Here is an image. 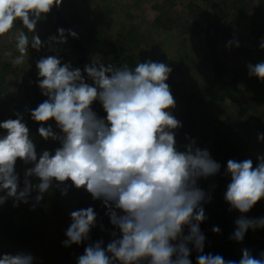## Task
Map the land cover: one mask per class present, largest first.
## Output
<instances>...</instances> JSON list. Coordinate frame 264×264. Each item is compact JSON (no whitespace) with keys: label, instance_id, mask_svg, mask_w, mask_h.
Returning a JSON list of instances; mask_svg holds the SVG:
<instances>
[{"label":"clouds","instance_id":"1","mask_svg":"<svg viewBox=\"0 0 264 264\" xmlns=\"http://www.w3.org/2000/svg\"><path fill=\"white\" fill-rule=\"evenodd\" d=\"M61 3L0 0V36L9 33L17 21L33 33L31 40L24 31L16 34L19 55L11 61L13 65L24 63L29 46L40 50L43 44L35 32L36 24ZM57 31L58 37L49 41L66 43V30ZM67 31L77 37L74 31ZM260 47L264 49V42ZM36 67L38 86L47 99L31 110V118L41 125L40 137L58 140L61 146L54 154L43 151L38 158L30 130L19 113L16 119L0 122V129L6 130V135L0 136V192L5 193L0 195V205L9 198L14 207L19 202L28 203L32 191L38 193V203L53 181L57 187L65 185L62 195L67 194L65 182L71 181L94 200H102L120 237L106 248L103 241L87 245L77 264H192L189 245L200 253L197 264H264V252L256 258L247 248L239 261L204 254L206 238L200 224L207 219L203 204L212 197L197 182L219 173L221 165L207 149L196 147L195 141L186 145L185 151L177 150L173 130L182 125L168 111L176 103L166 83L172 71L169 66L149 60L134 68L115 67L94 60L83 69L93 81L91 85L81 69L61 65L56 56L41 58ZM247 67L250 76L264 81V62ZM95 101L102 104L106 118H99L92 110ZM50 120L56 122L62 135L51 125L44 126ZM258 140L264 141V134L258 135ZM18 159L34 165L26 169L22 189L15 171ZM227 174L231 181L224 199L230 211L248 213L264 199V156L258 157L255 166L251 159H229ZM30 177L39 182L32 183ZM70 217L67 239L62 242L65 247L88 240L97 220L92 207L74 210ZM235 225L230 238L242 242L249 229L264 228V217L241 215ZM220 231L218 226L212 228L213 233ZM112 235L116 237L115 232ZM33 259L30 254H4L0 264H32Z\"/></svg>","mask_w":264,"mask_h":264},{"label":"rangeland","instance_id":"2","mask_svg":"<svg viewBox=\"0 0 264 264\" xmlns=\"http://www.w3.org/2000/svg\"><path fill=\"white\" fill-rule=\"evenodd\" d=\"M224 1L63 0L59 9L66 17L73 19L83 45L88 50L87 54L82 57V54L72 47L66 36L67 42L63 44L49 41L52 36L58 37L59 27L36 26L35 32L43 46L39 51L29 46L28 56L25 57L24 63L13 65L11 61L19 55L15 48V36L21 31L16 22L9 33L0 36V60H2L0 62L11 64L9 67H3L0 63V71H6L5 78L0 77V81L5 79L3 95L11 101L25 104L26 107L37 104L39 100L37 94H32L34 90L31 95L27 93L26 85L35 84L39 87L40 78L36 64L41 58L50 55L59 58L61 65L68 63L72 68L81 69L85 81L93 84L87 74L83 73L85 65H90L97 60L105 66L112 64L115 67H122L103 51H112L114 55H118L124 49L123 46L125 49L132 48V44L130 46L126 43L127 41L124 43L118 41L120 35L127 31L136 34L137 37L141 36L144 40L138 47L133 46L136 47L133 53L140 63L149 60L165 63L172 69L166 81L168 85L182 84L208 101L209 108L203 109L197 117V124L208 135V142L212 143L213 125L219 126L220 122L222 123L231 115L240 116L251 122L252 134L245 131L234 132L228 127L220 126V129L222 138L231 141L229 148L226 149L228 159L236 161L251 159L255 166L258 163V157L264 156V141H260L261 147L258 150H253L251 147L254 145L250 143L249 136L258 139V135L264 134V81L250 76L247 65L264 62V58L260 56V51H264L260 47L264 42V13L252 16L260 0H227L229 2L226 5L223 4ZM190 5L201 8L198 14L199 23H196V18L188 13ZM160 7L165 12L169 11L165 13L162 25L155 23ZM241 7H244L243 10L247 11L251 17L241 16L239 14ZM105 9L108 10L110 20L108 27L103 22L102 12ZM170 18L174 20L180 18L181 21L177 25L171 24ZM217 22L221 25L219 36L214 34L216 41L210 42L207 35L213 34L212 27ZM186 27L192 31L190 34H184ZM222 30L227 35H224ZM229 42L232 43L229 44ZM236 42L239 44L238 47ZM9 52L11 56L8 55ZM219 63H222L223 71L220 77L215 70L220 68ZM223 86L229 89L228 92L223 97L213 99L216 93L223 90ZM36 92H38L37 89ZM175 102V107L168 111L172 115L184 112L185 104L177 100ZM50 121L52 128L59 129L54 120ZM33 166L31 164L28 168ZM24 178L25 173L23 172L20 178L21 189L24 187ZM29 179L34 184L39 182L36 177ZM212 179L213 176L200 178L197 186L212 197L210 202L203 204L207 219L200 224V229L206 238L204 254L215 255L219 254V245L215 242L218 233H213L211 227L216 225L214 204H216L217 193H210L209 183ZM230 181L231 178H226L221 190L223 204L228 210L230 206L225 201L224 194ZM37 194L36 191H32L28 197V203L19 202L15 207L14 203L0 205V219H10L16 224L29 227L32 231L29 242L21 244L16 254H30L34 258L32 264H77V259L84 253L85 247L95 243L92 236L93 229L90 230L89 239L80 245L72 244L65 247L62 243L67 239L65 233L72 222L70 213L81 209L77 195L67 193L54 201L44 193L43 199L37 203L35 201ZM252 210L250 216L241 214L237 210H229L232 215L233 232L236 227L235 221L241 215L252 219L264 217V199H261L250 211ZM187 232L186 227L185 234ZM115 233L116 237L112 236L108 242L105 243L103 240L102 247L106 248L112 239L120 237L118 229ZM234 245L240 258L245 248L254 257L260 258V254L264 252V228H257L255 231L249 229L244 240L242 242L234 240ZM189 248L191 249L189 259L192 264H197L196 258L200 253L193 245H189Z\"/></svg>","mask_w":264,"mask_h":264},{"label":"trees","instance_id":"3","mask_svg":"<svg viewBox=\"0 0 264 264\" xmlns=\"http://www.w3.org/2000/svg\"><path fill=\"white\" fill-rule=\"evenodd\" d=\"M229 1L225 0L224 5H226ZM63 4V0H62ZM108 9V8H107ZM105 9L102 14L104 15V24L105 26H109L110 20L108 18V10ZM189 15L194 18H196V23H199L200 18L198 19V14L201 11V8L196 5H190L189 8ZM239 11L241 16H250L247 11H244V7L240 8ZM159 14L155 19V23H158L160 25L164 24L163 19L165 18V13H168L169 11L165 12L162 7L159 9ZM261 13H264V0L259 1V6H257L252 16H257ZM256 17H254L255 19ZM259 20V19H258ZM168 21V20H167ZM181 19L176 18H170L169 22L171 24L177 25L180 23ZM212 22H216L214 20H211ZM187 24V23H186ZM17 25L19 30L24 31L28 37L29 40H31V36L33 33L28 32L26 28L23 27V25L17 21ZM51 25L57 26L59 28L65 29V36L69 39V41L72 44V47L77 49L81 54L82 57H84L88 50L85 49L82 39L78 34V31L75 27L73 19H70L66 17L61 9L59 7H53L51 12L46 15V18H42L40 21L37 22L36 26H42V27H49ZM213 34L207 35V38L210 40V42L216 41L214 38V34L216 36H219V29L221 28V25L219 22L215 23L213 25ZM67 30H72L77 34L76 38H73L72 36L68 35ZM192 31L189 30V28L186 27L184 30V34H190ZM222 33L224 31L222 30ZM134 33H128L127 31L122 33L118 39L119 43L124 41H127V44H132V48L125 49L123 46V50L118 53V55H114L112 51H103L105 55L110 56L111 59L116 62L117 64L124 66L128 65L130 68H134L139 62L136 55L133 53V50L141 45L144 40L142 37L135 36ZM224 35H227L225 32ZM229 35H232V33H229ZM228 37V36H227ZM131 46V45H130ZM136 46V47H133ZM130 50V51H129ZM114 51V50H113ZM132 51V52H131ZM260 56L264 58V51H260ZM2 61V60H0ZM3 67H9L11 64L6 62H0ZM221 64L219 63L220 68H216L215 70L218 72V76L220 77L223 73ZM7 65V66H6ZM10 69V68H9ZM220 69V70H219ZM6 71L2 72L0 71V77L5 78ZM5 79L3 81H0V122H3L8 119H16L17 113H19L23 120L22 122L26 124V126L30 130V138L33 139V142L36 146V152L37 156L42 151H49L50 153L54 154L55 149L60 147V142L58 140L54 141L51 139L45 140L42 137L39 136L38 129L41 126L38 122H35L31 118V110L35 109L40 103H42L44 100L47 99L46 96H44L41 92V89L39 87H36L35 84L26 85L27 86V93L31 95L37 94L38 101L37 104L26 107L25 104H21L20 102H15L14 100L11 101L7 98L6 95H3V91L5 90L3 88ZM88 83V82H87ZM90 84V83H89ZM91 85V84H90ZM171 93L175 100L182 102L185 104L186 109L182 113H173V116L181 122V127L173 130L175 132V139H176V147L177 150H185V146L191 143L192 141H195V146L199 147L201 149H207L210 152V155L212 159L219 162L221 165L219 173L213 176L212 181L209 183V190L210 193H217L216 195V204H214V213L216 214V225L220 228V232L218 233L217 244L219 245V254L225 258V260H235L239 261L240 256L235 248L234 240L230 237L233 234V221H232V215L229 212V210L224 206L223 199L221 197V190L224 183V180L226 178H231L229 174H227V161L228 159V152L227 148H229L231 141L228 139H223L221 135V127H228L232 131H238L252 134L253 132V126L251 125V122L241 118L240 116L231 115L227 117L225 121L222 123L220 122L219 126L213 125L212 132V143L208 142V135L205 132V130L200 127L197 124V117L201 114L203 109L209 108L208 101L205 100L203 96H199V94L192 90L188 89L182 84H171L169 85ZM34 88V89H32ZM223 90L221 92L216 93L214 95L213 99H216L217 97H223L226 92H228V88L226 86L222 87ZM36 89L38 92H36ZM92 110L97 114L99 118H106V112L103 109L102 104L99 101H95L92 104ZM51 125V121H48L44 126L47 127ZM52 127V126H51ZM53 131L57 135H62L60 132V129H54ZM6 135V130L0 129V136ZM254 137V136H253ZM252 136H249L250 143L254 145V147H251L253 150H258V148L261 147V140H258L257 138H253ZM31 164H25L21 160H17V163L15 165V171L18 174L19 177V185H20V178L22 176V173L26 171L28 166ZM25 170V171H24ZM67 186V193H74L78 197L79 206L81 209L92 207L94 211L97 214V220L96 225L93 227V239L95 242L99 240H104V242H108V239H110L113 235V232L117 231V228L113 226L110 222V218L107 215V208L104 206L102 200H94L92 196L84 189L75 188L71 181L65 182ZM65 185H60L57 187V182L53 181L52 187L49 189L46 194H48L54 201H57L61 196V189L64 188ZM214 193V194H215ZM4 192H0V195H4ZM260 202V201H259ZM14 201L12 198H9L3 205H10L13 204ZM253 210L245 213L244 215L250 216L252 214ZM254 219V218H253ZM211 227V231L212 228ZM32 236V231L29 227L25 225H19L16 224L14 221L8 219H0V257H2L4 254H12L16 255L17 249L21 246V244H26L29 242Z\"/></svg>","mask_w":264,"mask_h":264}]
</instances>
